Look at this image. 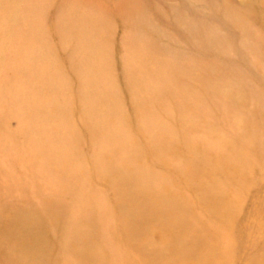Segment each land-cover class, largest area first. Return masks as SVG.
I'll return each mask as SVG.
<instances>
[{
  "label": "rangeland",
  "instance_id": "374dc122",
  "mask_svg": "<svg viewBox=\"0 0 264 264\" xmlns=\"http://www.w3.org/2000/svg\"><path fill=\"white\" fill-rule=\"evenodd\" d=\"M0 264H264V0H0Z\"/></svg>",
  "mask_w": 264,
  "mask_h": 264
},
{
  "label": "bare ground",
  "instance_id": "6f19581e",
  "mask_svg": "<svg viewBox=\"0 0 264 264\" xmlns=\"http://www.w3.org/2000/svg\"><path fill=\"white\" fill-rule=\"evenodd\" d=\"M202 66H205V77L208 78V81L211 83H221L225 81V78L228 77V75H230V72H233L234 77H239L244 79V76L239 73L238 71H234V69H226L225 67H222L221 65L215 63V62H211L210 59L204 60L202 61ZM211 72L215 73L212 74ZM234 72H238V76L236 73ZM211 73V75H210ZM248 80H246L245 82L247 83ZM256 87H253V90L256 91ZM241 94V89L239 88H233V87H228V89H226V92L224 94V96L227 99H231L234 98V96H239ZM242 95V94H241Z\"/></svg>",
  "mask_w": 264,
  "mask_h": 264
}]
</instances>
